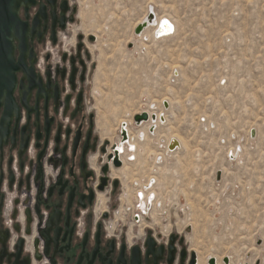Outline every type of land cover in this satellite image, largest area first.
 Wrapping results in <instances>:
<instances>
[{
	"label": "rangeland",
	"instance_id": "rangeland-1",
	"mask_svg": "<svg viewBox=\"0 0 264 264\" xmlns=\"http://www.w3.org/2000/svg\"><path fill=\"white\" fill-rule=\"evenodd\" d=\"M78 2L75 33L94 35L99 54L101 119L105 102L121 110L106 115L105 133L117 143L125 123L134 147L108 222L131 235L182 236L200 264H264V0ZM150 13L151 27L136 35ZM162 17L174 30L156 40ZM143 112L162 118L137 125ZM173 136L185 146L168 153Z\"/></svg>",
	"mask_w": 264,
	"mask_h": 264
},
{
	"label": "flooded vegetation",
	"instance_id": "flooded-vegetation-1",
	"mask_svg": "<svg viewBox=\"0 0 264 264\" xmlns=\"http://www.w3.org/2000/svg\"><path fill=\"white\" fill-rule=\"evenodd\" d=\"M11 5L0 0V264H199L182 236L108 222L134 147L127 124L117 143L99 126L78 0H17L8 36Z\"/></svg>",
	"mask_w": 264,
	"mask_h": 264
},
{
	"label": "bare ground",
	"instance_id": "bare-ground-1",
	"mask_svg": "<svg viewBox=\"0 0 264 264\" xmlns=\"http://www.w3.org/2000/svg\"><path fill=\"white\" fill-rule=\"evenodd\" d=\"M83 14V13H82ZM85 14H83V16H84ZM149 15V14H148ZM113 16V15H112ZM89 18V16H88V14L85 16V18ZM152 20H150L149 19V16H145L142 20H141V22H139L138 23V25L136 26V27H138L139 25H142L144 22H147V27L144 29V31H143V33L140 35V36H143L144 34H145V32L148 30V28L149 27H151L150 25L153 23V21L151 22ZM155 27H154V30H153V32H152V38L153 39H156V40H158V39H163V38H165V37H168L172 32H173V30H174V25H173V23L171 22V21H169V20H166V19H164L163 17H162V19H160L159 18V20L158 21H156L155 22ZM99 80L100 79H97V81L99 82ZM97 82V83H98ZM98 86H99V84H98ZM96 90H97V88H96ZM100 101V100H99ZM104 107L107 109V112L108 113H105L106 115L107 114H109L110 116H117V117H119L120 115H121V110H119L118 108H114L113 107V105H111V104H107L106 102L104 103ZM143 113H147V112H143ZM148 115L150 114V115H153V113H151V112H148L147 113ZM106 115H104L105 117L104 118H102L101 119V123H100V125L99 126H101V127H103V130L106 132L107 130H109V126H108V124H106L107 122H108V117L106 116ZM149 115V117H150V120L152 119L153 121H155L156 122V120H158V121H160V118H162V115H160V117L158 116H155V115H153L154 117H156V119H154V118H152L151 116ZM149 120V121H150ZM148 121V122H149ZM157 121V122H158ZM156 122V123H157ZM142 122H138V123H136L137 125H140ZM156 123H154L155 124V126H156ZM153 125V123H147V124H145V125ZM151 126H149L148 128H150ZM151 129V128H150ZM101 130V129H100ZM121 132L122 133H126V136H125V138H124V140H127V138H128V131H127V125L125 124V123H123V125H122V127H121ZM107 134V133H106ZM146 134H148V133H146ZM152 135V134H151ZM182 144L185 146V142H184V140L182 139V138H178V137H176V136H173V137H171L170 139H169V141H168V147H167V151H168V153H170V152H177V151H179V150H181L182 149ZM131 149H133V146L131 147ZM198 150V149H197ZM126 170H128V168L127 169H123L122 171H121V174L122 175H124L125 173H126ZM114 175H116V174H114ZM117 176V175H116ZM216 260V259H215ZM200 264V263H199ZM202 264V263H201Z\"/></svg>",
	"mask_w": 264,
	"mask_h": 264
},
{
	"label": "water",
	"instance_id": "water-1",
	"mask_svg": "<svg viewBox=\"0 0 264 264\" xmlns=\"http://www.w3.org/2000/svg\"><path fill=\"white\" fill-rule=\"evenodd\" d=\"M17 4V0H12V5H11V9L9 11H7V15L6 18L2 20V23H5L6 27H8V32L7 35H11L14 32V27L15 25L18 23V19H17V15H16V6ZM149 19L150 20H154L155 19V15L153 13H150L149 15ZM147 27V22H144L142 25H139L136 29H135V34L136 35H140L141 33H143L144 29ZM10 52V48H9V40H8V53ZM155 119V117H153ZM150 119L149 115L147 113H142L140 115H137L134 120L135 122H142V121H148ZM255 136V131L252 132V137ZM117 165L120 166L121 163L117 162ZM221 172L218 173L217 175V179L218 181L221 180ZM216 260L215 259H211L209 264H215ZM225 263L229 264V259H225ZM256 264H260L259 262H257Z\"/></svg>",
	"mask_w": 264,
	"mask_h": 264
},
{
	"label": "built area",
	"instance_id": "built-area-1",
	"mask_svg": "<svg viewBox=\"0 0 264 264\" xmlns=\"http://www.w3.org/2000/svg\"><path fill=\"white\" fill-rule=\"evenodd\" d=\"M139 196H140V195H139ZM146 212H147V210H146ZM143 214L146 215L145 210H143Z\"/></svg>",
	"mask_w": 264,
	"mask_h": 264
}]
</instances>
